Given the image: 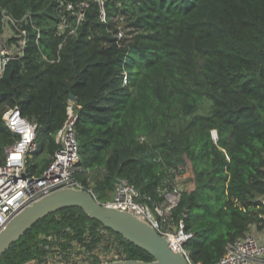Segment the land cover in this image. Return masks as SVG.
<instances>
[{
    "label": "trees",
    "instance_id": "trees-1",
    "mask_svg": "<svg viewBox=\"0 0 264 264\" xmlns=\"http://www.w3.org/2000/svg\"><path fill=\"white\" fill-rule=\"evenodd\" d=\"M66 1L89 3L71 35L58 33L57 0H0V34L8 16L11 33L27 34L0 76V165L18 138L4 120L8 108L37 124L26 161L35 175L74 113L78 166L98 172L93 182L78 172L82 186L107 203L122 178L159 203L171 169L184 165L171 219L194 233L186 244L194 264L216 263L229 243L264 224V0ZM86 234L94 239L88 251L103 242L124 259L153 260L72 207L36 223L0 264L41 260Z\"/></svg>",
    "mask_w": 264,
    "mask_h": 264
},
{
    "label": "built area",
    "instance_id": "built-area-1",
    "mask_svg": "<svg viewBox=\"0 0 264 264\" xmlns=\"http://www.w3.org/2000/svg\"><path fill=\"white\" fill-rule=\"evenodd\" d=\"M57 1L59 2V18L61 20L58 33L65 35L69 31L68 34H74L77 27H74L73 23L74 21L77 24L80 23L89 3ZM99 2L102 6L104 5L103 0H99ZM63 8L68 15L61 12ZM102 18L105 20L104 9ZM22 34L23 39L18 41L19 46H17L24 49L27 34L25 31H22ZM123 36L124 32L120 31L119 37ZM1 42L2 38L0 37V76L4 74L11 59L9 50L5 52L4 49V47H8ZM8 49L13 48L9 47ZM125 81H127V75H125ZM4 120L10 129L18 135V138L7 148L6 158L0 165V230L22 207L41 196L67 186L84 188L76 177L78 172L88 173L87 175L90 177L88 181H94L92 178L94 172L86 171L78 166L80 156L74 113L59 129L57 142L60 144V148L53 156L49 166L40 175L29 173L26 167L28 154L37 149V124L24 117L19 106L8 108L4 113ZM180 169L181 167L171 169L169 178H173L175 175L174 180L169 182L168 178L166 185L161 187L163 200L159 203L151 204L145 200L150 197H146L137 187L122 178L118 179L112 199L107 203L148 220L160 234L170 240L172 247L183 252L191 261L186 244L194 237V233L186 230L183 221L176 224L171 219L182 196ZM262 205L264 206V199ZM261 225H253L244 236L229 243L223 256L214 264H264V224L261 223ZM99 231L103 234V240L105 239L104 241L109 243L107 240L110 236L108 231L103 228ZM85 236L84 242L74 238L66 249L56 247L44 255L41 260L33 258L26 264H94L96 261L102 263L124 259L114 245L110 246L108 250H104L103 242L98 243L93 251H88L86 244L92 243L94 239L89 234Z\"/></svg>",
    "mask_w": 264,
    "mask_h": 264
},
{
    "label": "water",
    "instance_id": "water-1",
    "mask_svg": "<svg viewBox=\"0 0 264 264\" xmlns=\"http://www.w3.org/2000/svg\"><path fill=\"white\" fill-rule=\"evenodd\" d=\"M74 100V95H71ZM215 139L217 133L214 132ZM78 207L104 227L149 253L153 260L119 259L95 264H193L146 219L128 210L99 201L91 190L67 186L56 189L22 207L0 230V259L40 220L62 209Z\"/></svg>",
    "mask_w": 264,
    "mask_h": 264
},
{
    "label": "rangeland",
    "instance_id": "rangeland-1",
    "mask_svg": "<svg viewBox=\"0 0 264 264\" xmlns=\"http://www.w3.org/2000/svg\"><path fill=\"white\" fill-rule=\"evenodd\" d=\"M9 17V16H8ZM7 17V25H6V29L5 31L3 32V34H0V37L2 38V42L1 44H5L8 48L11 47L13 49H8V48H5V52H8L7 50H9V53L11 54V58L13 57L12 55H15L17 54V49H20V47L17 46V42L22 40L23 38L19 35V34H14V32H10V28H11V23L8 22V20L10 19V17L8 18ZM124 32V30H123ZM22 34V33H20ZM23 35V34H22ZM17 41H14L16 40ZM24 43V42H23ZM22 43V45H23ZM98 175V172H94V175H93V179H95V177ZM187 176V170H186V167L183 165H181V169H180V183H181V187L184 188L185 187V184L187 183L186 182V178H184L185 176ZM88 179H90V177H88Z\"/></svg>",
    "mask_w": 264,
    "mask_h": 264
}]
</instances>
